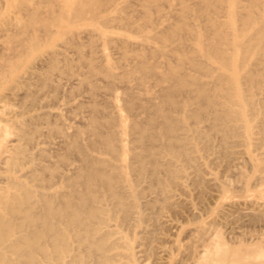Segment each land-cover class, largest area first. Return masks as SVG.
I'll list each match as a JSON object with an SVG mask.
<instances>
[{
	"label": "bare ground",
	"instance_id": "obj_1",
	"mask_svg": "<svg viewBox=\"0 0 264 264\" xmlns=\"http://www.w3.org/2000/svg\"><path fill=\"white\" fill-rule=\"evenodd\" d=\"M43 1L44 0H39V3L43 2ZM65 1L71 2L76 7V9L74 11H72V15H69L68 11H66V9L64 8V6H65L64 2ZM215 1L216 0H204L203 1L204 4H202V5L208 9L214 5ZM231 1L232 2H231V6L229 8V14L235 15L236 17L240 16L239 20H240L241 26L243 28L244 27H254L255 30H257L256 34L254 36H250V35L247 36L245 34L240 33V30L243 28L239 29L236 25V22H235V25L233 26L234 32H232V35H231L230 33H228L225 30L224 22L220 21V19L216 15L215 16L214 15H207L206 16V21H207L208 25H206V28L203 30H202V28H200L196 25H193L194 23L190 24L188 22V16L186 14H188L189 11H191V8H190V5L188 4L187 0H182V4L184 6L185 16H183L180 20H178L177 21L178 23H168V21L166 20L168 24H165L166 22L164 24L159 23V26H158V24H156L157 22L155 23V21H154L155 19H153L152 15H145L144 18H145L146 22L145 21H143V22H145L146 24L144 26L140 25V27H145V28L150 29L149 34L147 36L145 35L146 39H153L156 42L158 41V42H164V43L161 47L148 44L147 46H145V47H147L148 51L141 53L138 61L136 60L137 61L136 67L139 70H141V72H142V76L140 78L139 84L144 86V88H142V90L139 92L134 91L132 89V87H130V77H131L132 71L129 68H124L123 69L124 71H122V73H120V74L116 73L114 70L115 64L110 59V55L106 52L105 48L103 49L102 55H101L103 57V61H104L102 64H98L93 57H90L87 60V62L89 63V69L90 70L88 73H84L81 75L82 76L81 81H83L82 83H84V82L89 83L91 86L90 89L92 90V92L94 94H97V91L100 89L99 88L100 85L98 86L93 81L94 80L93 76L96 74H99V75L101 74L102 76L107 78L106 80H108L107 81L108 83L106 81L105 82H106L107 86L109 87V90L112 92L111 93L112 99L110 100V104H109L110 106H108V108L111 107L112 110L111 111L107 110V112H106L101 107L102 104L100 101L95 100L94 103H91V102H93V100H92L93 98H92V99H90L91 102H89V104L91 103L93 105L92 106H91V104L88 105V106H91V109H93L92 115L90 116L91 111H92L91 110L90 114L88 115V117L90 116L89 120H86V121H88V123L86 125H85V122L83 121V118L81 120V121H83L85 126H83V123H82L81 124L82 127L78 128L77 126H74L73 124L69 123L67 126L62 125L63 127H61L57 124H52L53 123L52 119L50 120V119L45 118V121H46V119L48 121L47 125L49 124V121L52 122L51 123L52 127L49 126L50 129L48 128L49 130H52V131H49V133L50 132L53 133V131H57V133L60 132L61 134L57 135V136L61 137L60 138L61 141H59V143L66 144L68 147V151L74 149L76 151L75 153H77L79 158H80V160H77V161H80L81 163H80V165L76 166L73 163L75 162V160L77 158L75 160H72L74 162L73 163L70 162V165L69 166L67 165V168H66V170H64V172L60 171V170H62V168L61 169L57 168V166H56L57 164L55 165L56 167L49 166V165H41L40 167L34 168V170H32L31 173H29V174H31L33 181L37 182L36 186L40 187V188L41 187L42 188L48 187V189H49V187L53 188L56 186L55 190L51 191V192H46L43 190H37L34 186L28 185V183L22 181L21 179H18L16 177H11V178L9 177L10 186L14 190L13 191H7L6 193L0 192V264H138V256H139L140 250H136V246H134L133 241L136 239L137 235H139L141 233H145V234H147L146 236H149V234H151V232H153L151 230H153L157 227L158 228L161 227V225L158 224L160 226L157 225L156 227H154L151 230H149L150 228L148 229L147 226H144L142 228L143 224H145L149 218H152L155 215V213L153 214V213H151V211H153V209H155L156 207H159V209L161 207H166V206H170V205L173 207L174 206L173 202L178 201L181 198L179 191L180 190L184 191V188L188 185V183L190 181H192V183L195 184L196 186L198 185L199 188H200V186H202V184L205 183V181L213 183V185L216 187L217 193L211 194L210 198L212 200H214V199L220 200V199H224V198L228 197L225 194H229V193L225 192V194H224V191L222 189V188H224V185L216 177H214L212 171L208 170V166L210 164H212V162H214L215 160H219L222 155L226 156L228 154V151H229L228 148L231 147L232 145L238 144L237 142L239 141V138H242L244 136H246V137L249 136V134L252 131V127L250 126V121L252 118H254L256 116L260 117V115H261V117H262V119L259 120L260 122H259L258 129H259V133H261V135L264 138V58H263L264 57V10L262 8H260L262 1L261 0H250L248 11L246 13L244 12V14L240 13L238 10V0H231ZM5 2L7 5L9 4V0L8 1L6 0ZM28 2H29V0H20V1H18V3L16 1L15 4H18L20 6V8H22V9H26V8L30 9V7H28ZM87 2H88V0H87ZM189 2L191 3V1H189ZM83 3H86V1ZM224 3H226V2H224ZM6 4H5V6H6ZM90 5H93V4L91 3ZM192 6H193V4H192ZM3 8H5V7H3ZM83 8H84V4H82V0H63L61 9L58 12L55 10L54 13H52V15H49V18H47L48 16L42 15L39 6H35V7L31 8L30 10H28L31 15H27V17H24V16L21 17L19 15H7L3 21H4V23H7V24L10 23L12 26L18 28L22 32H24L26 29L27 30L29 29L31 31V38H29L30 44H27V42L23 43V47L26 50H29V48L38 49L41 46L42 39L49 42L52 40V38L55 35L60 34L62 32L64 33L66 31L68 32L69 30H72L73 27L77 24V22H86V21L91 22L92 31L96 32V35L98 37H101V39L107 40L109 38V36L110 37L113 36L112 35L113 33L110 35V29L107 30V29L101 28L100 25L103 24L102 23L103 21H102V19L99 20L100 16H98V14L97 15L95 14L89 18L84 14L81 15V13H83V11H82ZM117 8H116V10H117ZM122 8H124V7L122 6ZM122 8L120 7V9H122ZM198 8H199V6H198ZM5 9L7 10V8H5ZM5 9H3V10H5ZM88 9H90V6ZM151 9L152 8H150V10ZM3 10H1V11L3 12ZM1 11H0V13H1ZM90 12L91 11H89V13ZM3 14H5V12ZM225 15H226V13H225ZM241 15H246V16L243 17ZM173 20H176V19H173ZM120 21H122L126 26H129V27H130V25L134 24V20H132L130 17L121 18ZM0 25H1V23H0ZM12 26H11L10 30L12 29ZM113 26H115V25H113ZM54 27H55V29H53ZM109 27H107V28H109ZM118 29H120V28H118ZM123 30H125V29H123ZM14 31H17V30H14ZM185 31L187 33H185ZM19 33H21V32L19 31ZM73 33H74V31H73ZM79 33H81V32H79ZM9 34H11V33H9ZM26 34H28V33H26ZM26 34L24 35V37H26ZM66 34H68V33H66ZM2 35H4V34H2ZM15 35H18V34H15ZM21 37H23V36H21ZM74 38H76V37H74ZM143 38H145V37H143ZM68 39H69V37H68ZM69 40H71V39H69ZM168 41L169 42L170 41L175 42L176 48H173V49H178L177 52L174 53L175 63L174 64L171 62L161 63V61L159 63V62L151 61L149 59V55H156L160 52L161 53L167 52L166 51L167 48L170 47V46H168L169 43L167 45ZM188 41H191V43H192L191 48H188V46H187ZM7 42L9 43V41H7ZM3 43H5V41L4 42L2 41V44ZM77 43H78V41H77ZM19 44H21V43H19ZM64 44L65 43L63 42V45ZM106 46H108V45H106ZM4 47L8 48L9 46H4ZM14 48L16 49V46ZM18 48H19V46H18ZM22 48H21V50H22ZM2 49H4V48H2ZM109 49H111V48H109ZM18 51H19V49H18ZM61 51L59 52V50L57 51V49H56L49 54H48V52L45 51L48 55L46 54L47 55L46 57L41 58L39 60L37 59L38 62L33 63L34 65H30L31 70H28L23 75L18 74V72H19V69L22 67V65L25 63V60L18 59L17 61L13 62V61H11V60H13L12 59L13 57L9 56V55H8V57H7V55L3 56L4 53L6 54V50L3 51L4 53L1 55L3 57H6V58H3L4 64H1V66H0V68H1L0 69V112H1V108L3 107L4 94L7 95V93L3 94L2 91H3V89H7V88L10 89L8 87L9 84H12V85L14 83L28 84L29 82L35 80L41 88H45V89L51 88L50 91L47 89L49 91V93L47 92L48 96H46V98H45V99H49L50 98L49 94H51L50 93L51 90H53V93H54V90H56L59 87V83H61V81L63 80V79L62 80H60V79L63 77H60L61 75L56 76L58 79L60 78L59 79L60 82H59V80H56L57 78L54 79V76L52 74H48V72H46V71H53V70L58 71V69H60V55H62L64 52L63 51L61 53ZM111 51H112V49H111ZM111 51H110V53H111ZM14 52H16V51L14 50ZM29 52H30V50H29ZM239 52L244 53L245 59L243 60L242 63L235 64L233 62V58L235 57L236 53H239ZM253 52L254 53L256 52V54H258V61L256 63L261 65V67H259V68L254 67L253 64L249 60L247 61V58H246L247 55H249L250 53H253ZM10 55H12V52ZM14 55H16V54H14ZM65 55H67V54H65ZM163 55H164V53H163ZM112 56H113V54H112ZM67 57L65 56L64 59L66 60V64H69V62H70L69 60L71 58L68 59ZM117 57H118V53H117ZM169 57H171V55ZM0 58H1V56H0ZM14 59H16V58L14 57ZM80 60H82V59H80ZM75 61H76V59H75ZM82 64H84V63H82ZM70 67L73 70L74 67L72 68L71 65H70ZM59 74H62V76H63V73L59 72ZM66 74H69V73H66ZM67 78H69V77H67ZM67 78H66V80H67ZM149 78H150V80L152 79L154 81V83H153V81L148 80ZM71 79H73V78H71ZM99 79L101 80V78H98V80ZM133 79H135V78L133 77ZM66 80H64V81L66 82ZM79 80L76 79V81H79ZM96 80H97V78H96ZM116 80H121V81L125 82L124 88H123V86H120L121 84L119 85V87L123 88V89H121L122 92H118L116 89H114V85L116 83ZM131 80H132V78H131ZM81 81L76 82V83H78V85L80 86V85H82ZM149 81H150V83L151 82L153 83L152 87L146 86V83L147 82L149 83ZM136 82H138V81H136ZM76 83H74V84H76ZM64 84H66V83H64ZM68 84H73V83L69 82ZM74 84H73V86H74ZM135 85H136V83H135ZM29 86H30V84H29ZM29 86H28V88H29ZM107 86H104V87H107ZM24 87H26V86H24ZM36 87L38 88V85ZM60 87H61V85H60ZM62 87H61V89H63ZM65 87L67 88L66 85H65ZM81 87H83V85ZM119 87H117V88H119ZM17 88H18V86L15 87V85H14V89L17 90ZM66 88H64V91H66L65 90ZM22 89H23V87H22ZM67 89H69V88H67ZM83 89H85V88L83 87ZM102 89H103V87H102ZM72 90H74V88H72ZM109 90H108V92H109ZM12 91H13V89H12ZM40 91L36 90V92H38V93ZM67 91L70 93V89ZM79 91L80 90H78V93H80ZM82 91H83L82 93H84V90H82ZM106 91H107V89H106ZM30 92H32V91H30ZM18 93L19 92H16V94H18ZM28 93H29V91H28ZM28 93H26V96H25L26 98H28V96H27ZM34 93H35V91L33 92V97H36V95L37 96L39 95L37 93L36 94H34ZM65 93H67V92H65ZM23 94L24 93H22V95ZM30 94L31 93H29V96H30ZM40 94H43V93H40ZM58 94H60V93H58ZM75 94H77V93H75ZM11 95H12V93H11ZM19 95H21V94L19 93ZM53 95H52V98L53 97L58 98V96H53ZM67 95H64V96L68 98V96L71 94H69L68 96ZM98 95H96V96H98ZM43 96H41V99L43 98ZM62 96L63 95H61L60 97L62 98ZM92 96H94V95H92ZM106 96H108V94H106ZM75 97H73V98H75ZM84 97H88V96H84ZM84 97L82 99H84ZM98 97H100V96H98ZM7 98H9V97H7ZM26 98H24V99L26 100ZM102 98H103V96H102ZM104 98L102 100L100 97V99L105 102ZM24 99H21V101ZM12 100H13V98H12ZM12 100H11V102H12ZM18 100H20V99H17V101ZM31 100H29V101H31ZM33 100H32V102H33ZM35 100H37V99H35ZM53 100H52V102H53ZM64 102H66V100H64ZM79 102H81V99ZM82 102L85 103V101H83V100H82ZM98 102L101 105L98 104ZM29 103H31V102H29ZM44 103L46 104V102H44ZM77 103H78V101H77ZM21 104H22V102H21ZM67 104H68V102H67ZM6 105H7V103L5 104V106ZM27 105H26V108L24 107L25 110H27ZM52 105H50V106H52ZM54 105L56 107L55 102H54ZM80 105H81L82 109L85 111L86 107L84 106L85 108H83V105L81 103H80ZM11 106H9V107L11 108ZM64 106H67V105L65 104ZM103 106H104V104H103ZM21 107H23V105ZM31 107H32V105H31ZM41 107H44V104H43V106L41 105ZM47 107H48V105H47ZM29 108H30V106H29ZM65 108L69 109L68 112L70 114H71V111L74 109L73 108L71 110L70 107L69 108L65 107ZM104 108H106V107H104ZM6 109H7V107H6ZM66 109H64V112ZM75 109H77V108H75ZM3 110H5V109H3ZM8 110H6V111L8 112ZM22 110H23V108H22ZM78 110L79 109H77V111ZM42 111L43 110L41 109V112ZM77 111L75 113H77ZM34 112H32V113H34ZM45 112H43V113H45ZM73 112L74 111H72V113ZM3 113H4V111H3ZM48 113L50 114V110ZM48 113H46V116L49 115ZM54 113L56 114V116H59L58 117L59 119H60V115L61 116L64 115V113H62V112L61 113L63 115L60 114L59 112H56V111ZM54 113L52 115H54ZM65 113H66L65 115H67V111ZM82 113L84 114V112H82ZM4 114H6V113H4ZM78 114H79V112L76 115L73 114L75 116L73 118L76 119L78 117L77 116ZM37 115H38V113H37ZM41 115H43V114H41ZM43 116L45 117V115H43ZM64 116H63V118H64ZM33 117L34 116H32V118H30V120L26 119L27 120V121L25 120L26 124L27 123H33L35 126L36 124L33 122V120L36 117H34V119H33ZM79 117H80V114H79ZM83 117H87V113H86V116H83ZM41 118L44 119L43 117H41ZM24 119H25V117H24ZM62 119H61V121H62ZM80 119L81 118L78 119L79 122H80ZM71 120H72V118H71ZM22 121L24 122V120H22ZM54 121H58V120L55 119ZM65 121H63V122H65ZM8 122H9V120H8ZM38 122H40V121H37L36 123H38ZM41 122H42V120H41ZM2 123L3 122L0 121V148H2V146L4 144L3 140L8 139L7 137L4 139V136H8L7 133H9L10 128H12V127H10L8 130L4 126L5 123H4V125H2ZM54 123H56V122H54ZM41 125H40V127H41ZM15 126H17V125L15 124ZM31 126H32V124H31ZM28 127L30 128V126H28ZM29 128L18 127L17 128L19 131L18 136H20L21 139H27L30 142V140L33 141L34 139L39 138V137L35 138V136H36L35 134H37L36 133L37 131L43 132V129L41 130L38 125L35 126L34 129L31 127L32 130ZM46 128H47V126H46ZM7 130H8V132H7ZM84 130H86V132L88 134V135L86 134L87 137H85L86 139L84 138L85 140L82 139V134H83ZM40 134L41 133H39V135ZM52 136H53V134H52ZM52 136L51 137L49 136V137L52 138ZM11 137H12V134H11ZM56 138H58V137H56ZM17 139H18V137H17ZM27 140H26V143H28ZM36 141L38 142V139ZM12 142L13 143H11L10 145H5L6 155H5V158H3V160L10 161L11 167L19 168L18 166L20 164H22V161L24 159L29 160V159H32V157H30V154L28 153L30 150L27 151L26 148L19 146V144L17 143L16 140H13ZM54 142H55V140H54ZM242 142H244V139ZM24 143L22 145H24ZM239 144H241V143H239ZM37 145H38V143H37ZM55 145L56 144H54V146ZM60 145H59V147H60ZM242 145H246V144H242ZM258 145H260V144H258ZM35 146H36V143H35ZM28 147H29V144H28ZM61 147L63 148L62 145H61ZM231 148H233V147H231ZM2 149H1V151H2ZM28 149H30V148H28ZM44 149H42V150H44ZM216 149L221 150L222 152H220V153L221 154L223 153V154L220 156V158L218 156V159L217 158L211 159L210 155L215 154V152L217 151ZM32 150H33V148H32ZM57 150H58V148H57ZM63 150H64V153L62 152L63 154L61 156H59L60 157L59 160H61L64 164H66L69 161V159H72L73 157H70V155L68 153H66L67 151L65 152V149H63ZM44 152L41 151L40 153L42 155L44 154L43 156H45ZM58 152L60 153V150H58ZM237 152H238V150H237ZM33 153L36 154V152H33ZM48 154H50L49 151L47 152V155ZM78 156H76V157H78ZM216 156H217V154H216ZM225 156H224V158H225ZM228 156H230V155L228 154ZM37 157H38V155H37ZM214 157H215V155H214ZM38 158H40V157H38ZM53 158H56L54 154H53ZM74 158H75V156H74ZM226 158H228V157H226ZM232 158H234V157H231V159ZM44 159H42V160H44ZM228 159H227V161H228ZM59 160L56 159L55 161L58 162ZM47 161H49V160H47ZM50 163H52V162H50ZM58 163H60V162H58ZM4 164L6 165V163H4ZM47 164H48V162H47ZM6 166H8V164ZM3 167H4V165H3ZM237 167H238V165H237ZM4 168L6 169V167H4ZM63 168L65 169V167H63ZM31 169H33V168H31ZM15 170H17V169L15 168ZM48 170L51 171L50 175H48L49 173L44 174V172L48 171ZM56 171L61 172V176H60L59 180H56V176H57ZM222 172H224V171H222ZM5 173H7V172H5ZM238 173H239V169H238ZM234 174H236V172ZM205 175H208V177L206 178ZM225 175H227V174H225ZM231 176H232V174H231ZM2 178H4V177H2ZM27 178H29V177H27ZM229 178H231V177H228V179ZM4 180L5 179H3L1 181H4ZM29 180H32V179L29 178ZM233 181H234V178H233ZM208 182H207V184H208ZM239 183H242V182H237V184H239ZM227 185H229V183ZM254 185H255V183H254ZM235 186H237V185L235 184ZM239 186H240V184H239ZM241 186H242V184H241ZM193 188L195 189V187H193ZM199 191H201V190H199ZM196 193H197V191H196ZM200 195L201 194H199V196ZM247 195H249V194H247ZM207 196L209 197V194ZM234 196H236V195H234ZM203 197H204V194H203ZM201 198H202V196H201ZM239 198L241 199V197H239ZM197 199H198V197H197ZM205 199L203 200V198H202V201L204 202ZM191 201H189V202H191ZM185 202H186V200H185ZM206 204H207V201H206ZM206 204L203 203L202 209L205 210ZM235 205H236L235 201H233L232 203L222 202V203H220V205H219V201H218V208L219 209L217 211V216L212 220V223L217 226V222H221V221H223V219L225 220L226 215L227 216L229 215V214H226L228 207H232ZM247 205H248V203H247ZM263 206H264V204H263ZM249 207H251V206H249ZM252 207L250 208V210L252 209ZM169 208L167 209V211L169 210ZM208 208L209 207H207V209ZM185 209H187V208H185ZM185 209H184V211H185ZM188 209H191V208H188ZM160 210H162V209H160ZM237 210H239V207ZM148 211H150V212H148ZM155 211L157 212V210H155ZM188 211H190V210H188ZM191 211H192V209H191ZM247 211L248 210H246V212ZM170 212H171V210H170ZM202 212H204V211H202ZM236 212L237 211L235 210L234 213L238 214V212L237 213ZM158 213H160L159 210H158ZM158 213H156V214H158ZM242 213H240V214H242ZM173 214H174V212H173ZM175 214H177V212ZM165 215H167V214H165ZM182 215H184V214L181 213V216ZM196 215L197 214H195V216ZM230 215H231V213H230ZM243 215L246 216V213ZM163 217H165V216H163ZM182 217H184V216H182ZM198 217H200L199 213H198ZM231 217H232V215H231ZM236 217H234V218L236 219ZM251 217L252 216H250V218ZM257 217L258 216H256V218H252V219H257ZM192 218H193V216H192ZM175 219H176V217L174 218V220ZM182 219H184V218H182ZM196 219L198 221V218H196ZM203 219L204 218H202V220ZM157 220L159 221V218L156 219V222L159 223ZM167 220L169 221V219H167ZM237 220H239V218ZM244 221H245V219H244ZM235 222H233V223H235ZM221 223L223 224V222H221ZM148 224H149V222H148ZM163 224H164V222H163ZM172 224L177 229L181 227L177 223H172ZM172 224H170V225H172ZM226 224H228V223H226ZM226 224L224 223L225 226H226ZM231 224H232V222H231ZM219 225H221V224H219ZM237 225L240 226L239 224H237ZM238 226H236L237 229H238ZM165 227H166V225H165ZM222 227H224V226H222ZM139 228H142V229H139ZM193 229H192V231H190L191 233L194 231L200 232L199 229H194V230ZM219 229H221L220 226H219ZM215 231H218V229H216ZM187 232H186V234L189 233V232L188 233ZM204 232H208V230L205 229ZM210 232H212L211 229H210ZM201 233H203V232H201ZM221 233H224V232L222 231ZM153 234H154V237H153ZM153 234H151V235L154 239L156 232ZM195 234L198 235V232ZM209 234L210 233L208 232V235ZM174 235H175V233H174ZM192 235H194V234H191L190 238H193ZM200 235H202V234H200ZM213 235H212L213 237L210 239L209 243L206 246L204 245L205 247L203 249H201L202 247L199 248V249H201V251L199 250L200 251L199 254L197 252H195L199 255V259L193 263H195V264H242L239 261L240 259L239 260L234 259V260L227 261V259L224 258V255H226L228 253V250H227L228 247L225 248L226 245L223 244V242L221 241V235H219L217 232H215V234H213ZM186 237H187V235H186ZM144 238H145V235H144ZM148 239L150 240L149 237H148ZM166 239H167V237H166ZM205 239H206V236H205ZM158 240H157V242H158ZM204 240H203V242H204ZM222 240H223V238H222ZM163 241H164V239H163ZM203 242L201 243V245L203 244ZM239 242H241V241H239ZM137 243H138V241H137ZM159 243H162V242L160 241ZM192 243H194V242L192 241ZM187 245H189V244H187ZM201 245H199V246H201ZM238 245H240V244H238ZM196 246H197V244H196ZM227 246H229V245H227ZM244 246H247V245H244ZM258 247L259 246H257V248ZM194 248H196V247H194ZM234 248L232 246L233 250H234ZM259 248H261V247H259ZM193 249H192V251H193ZM232 249H231V252L229 251V253L233 252ZM244 249H246V248H244ZM254 249H256V248L254 247L252 250H254ZM174 250H175V248H174ZM252 250H250V252ZM185 251L187 252V250H185ZM192 251H191V253H192ZM194 251H195V249H194ZM194 251H193V253H194ZM196 251H197V249H196ZM145 252H147V250ZM164 252H162V253H164ZM238 252H240V251H238ZM263 252H264V249H263V251H260L258 253H263ZM234 253H235V251H234ZM182 254H184V253L181 252V256H183ZM246 254H247V252L244 255H246ZM184 256H186V255H184ZM184 256L181 259H183V258L185 259ZM253 256L255 257L257 255H253ZM261 256L259 255L260 258H262ZM246 257L248 258V255H246ZM249 257H250V255H249ZM214 258H218V259H215L216 260L215 261ZM220 258H221V260H220ZM251 258H252V256H251ZM260 258L259 259L255 258V259L260 260ZM184 259H183V261H184ZM217 260H219V261H217ZM175 261L180 262V259L178 261V258H177V260H175ZM185 261H188V259ZM192 261H195V260H192ZM255 261H257V260H255ZM157 262L159 263L161 261H157ZM260 262L261 261H258V263H260ZM262 262H264V261H262ZM158 263H156V264H158ZM187 263H189V262H187ZM247 263H249V262H247ZM160 264H162V263H160ZM166 264H167V262H166ZM243 264H244V262H243Z\"/></svg>",
	"mask_w": 264,
	"mask_h": 264
},
{
	"label": "rangeland",
	"instance_id": "obj_2",
	"mask_svg": "<svg viewBox=\"0 0 264 264\" xmlns=\"http://www.w3.org/2000/svg\"><path fill=\"white\" fill-rule=\"evenodd\" d=\"M4 1V2H3ZM6 0H0V11L1 10H3V9H5V8H7V10L5 9V10H3V12L1 11V13H0V16L2 17H0L1 19H0V23H1V25H0V51L2 52H0V56H1V58H0V66H1V64H4L3 62V58H6V57H3L4 55L6 56L7 55V57H8V55L9 56H12L13 58V60H11V61H17L18 59H22V60H25V63L22 65V67L19 69V72H18V74H20V75H23L25 72H27L28 70H31V66L30 65H34L33 63H36V62H38V60L39 59H41V58H44V57H46L49 53H51V52H53L54 50H56L57 49V51L59 50V52L61 51V53L63 52V54L62 55H60V69H58V71L57 70H53V71H46V72H48V74H52L53 76H54V79H56L57 77L56 76H59V75H61L60 77H63V78H59L60 80H62L61 81V83H59V87H60V85H61V87L63 88V89H61V87L59 88H57L56 90H54V93H53V90H51V94H49L50 95V98L49 99H45L46 98V96H48V93H49V91H50V89L51 88H41L40 86H39V84L35 81V80H33V81H31V82H29L28 84H22V83H14L13 85L12 84H9V88L10 89H3V91H2V93L4 94V93H7V95L6 94H4V99H3V107L1 108V112H0V121L1 122H3L2 123V125H4V123H5V127H6V129H8L9 130V128L10 127H12V128H10V130H9V133H7L8 134V136H4V139L7 137L8 139H5V140H3L4 141V144H3V146H2V148L4 149H2V148H0V192H7V191H13L14 189L10 186V181H9V177L11 178V177H16V178H18V179H21L22 181H24V182H26V183H28V185H30V186H34L37 190H43V191H46V192H51V191H54L55 190V188H56V186L55 187H49V189H48V187L47 188H40V187H37L36 186V183L37 182H35V181H33V178H32V176H31V174H29V173H31V171L32 170H34V168H36V167H40L41 165H49V166H53V167H56L57 166V168H62V170H60L61 172H64V170H66V168H67V165L69 166L70 165V162H74V161H72V160H75L76 158V160H75V162L73 163L74 165H80V161H77V160H80V158H79V156H78V154L77 153H75L76 151L73 149V150H69L68 151V147H67V145L66 144H63V143H59V141H61L60 140V138L61 137H59V136H57V135H60L61 133L60 132H58L57 133V131H53V133L52 132H50L49 133V131H52V130H49L50 129V127H52L51 126V123L52 124H57V125H59V126H61V127H63L64 125L65 126H67L69 123L70 124H73L74 126H77L78 128H80V127H82V123H83V121L85 122V125L88 123V121H86V120H89V117L92 115V112H93V109H91V106L93 105V104H91V103H94V101L96 100V101H100L101 102V104L98 102V104H100L101 105V107L107 112V110L109 111H111L112 109H111V107H109L108 108V106H110L109 104H110V100L112 99V96H111V91L109 90V87L107 86V84H106V82L108 81V80H106L107 78H105L104 76H102L101 74L99 75V74H96V75H94L93 76V81L99 86L100 85V89L97 91V94H94L93 92H92V90L90 89L91 88V86H90V84L89 83H87V82H84V83H82L83 81H81V78H82V74H84V73H88L89 72V63L87 62V60L90 58V57H93L95 60H96V62L98 63V64H102L104 61H103V57L101 56L102 55V51H103V49L105 48L106 49V52L110 55V59L114 62V70H115V72L116 73H118V74H120V73H122V71H124L123 69L124 68H129L131 71H132V74H131V77H130V87H132V89L134 90V91H136V92H139V91H141L142 90V88H144V86L143 85H141V84H139V81H140V78H141V76H142V72H141V70H139L137 67H136V64H137V61H138V59L140 58V55H141V53H143V52H146V51H148V49H147V47H145V46H147L148 44H150V45H155V46H159V47H161L162 45H163V43L164 42H156L155 40H153V39H146V36L149 34V28H145V27H140V25H145L146 23V21H145V15H152V17H153V19H155L154 21H155V23L156 24H158V26H159V23L160 24H164L165 22V24H168V23H178L177 21L178 20H180L183 16H185V12H184V6H183V4H182V0H88V2H87V0H82V4H84V8L82 9V11H83V13H81V15H86L88 18L89 17H92L93 15H97L98 14V16H100V18H99V20L100 19H102V25H100L101 26V28L102 29H107V30H109L110 29V35L112 34L113 36H109V38L107 39V40H104V39H101V37H98L97 35H96V32H93L92 31V25H91V22H89V21H86V22H77V24L73 27V29L72 30H69L68 32L66 31V32H62V33H60V34H57V35H55L53 38H52V40L51 41H49V42H47V41H45L44 39H42V43H41V46L38 48V49H33V48H29V50H30V52H29V50H26L24 47H23V43L24 42H27V44H30L29 42V38H31V31L29 30H25L24 32H22L21 30H19L18 28H16V27H14V26H12L10 23H4V19H5V17L7 16V15H19V16H21V17H27V15H31L30 13H29V11L28 10H30L31 8H33V7H35V6H39V8H40V11H41V13H42V15H45V16H48L47 18H49V15H52V13H54V11L56 10L57 12L61 9V7H62V3H63V0H44L43 2H41V3H39V0H29V2H28V7H30V9L29 8H26V9H22V8H20V6L18 5V4H15L16 3V1H17V3H18V1H20V0H9V4L7 5L6 4V2H5ZM8 1V0H7ZM14 1V2H13ZM52 1V2H51ZM54 1V2H53ZM56 1V2H55ZM86 1V3H83V2H85ZM90 1V2H89ZM92 1V2H91ZM176 1V2H175ZM189 1H191V3L189 2ZM203 1L204 0H187V2H188V4L190 5V8H191V11H189V13L188 14H186L187 16H188V22L190 23V24H193V25H196V26H198V27H200V28H202V30L203 29H205L206 28V25H208L207 24V21H206V16L207 15H216L219 19H220V21H223L224 22V28H225V30L228 32V33H230L231 35H232V32H234L233 30V26L235 25V22H236V25H237V27L239 28V29H241V28H243L242 26H241V23H240V20H239V17H236L235 15H231V14H229V8H230V6H231V0H216L215 1V3H214V5L212 6V7H210V8H206V7H204L202 4H204L203 3ZM262 1V4H261V7L260 8H262L263 10H264V0H261ZM37 2V3H36ZM129 2V3H128ZM224 2H226V3H224ZM248 2V3H247ZM249 2H250V0H238V10H239V12L240 13H242V14H244V12L246 13L247 11H248V7H249ZM92 3L93 5H90V4ZM198 3V4H197ZM5 4H6V6H5ZM123 4V5H122ZM126 4V5H125ZM192 4H193V6H192ZM64 8L66 9V11H68V13H69V15H72V11H74L75 9H76V7L71 3V2H67V1H65L64 2ZM121 5V6H120ZM150 7H149V6ZM174 5V6H173ZM227 5V6H226ZM8 6V7H7ZM60 8H59V7ZM89 6H90V9H88L89 8ZM122 6L124 7V8H122ZM126 6V7H125ZM171 6V7H170ZM198 6H199V8H198ZM3 7H5V8H3ZM95 9H94V8ZM118 7V8H117ZM120 7L122 8V9H120ZM3 8V9H2ZM9 8V9H8ZM116 8H117V10H116ZM150 8H152L151 10H150ZM169 8V9H168ZM193 8V9H192ZM93 11H92V10ZM261 9V10H262ZM86 10V11H85ZM106 10V11H105ZM223 10V11H222ZM8 11V12H7ZM88 11V12H87ZM89 11H91L90 13H89ZM103 11V12H102ZM5 12V14H3ZM10 12V13H9ZM95 12V13H94ZM100 12V13H99ZM167 12V13H166ZM222 12V13H221ZM7 13V14H6ZM45 13V14H44ZM56 13V12H55ZM225 13H226V15H225ZM195 14V15H194ZM223 14V15H222ZM4 15V16H3ZM113 15V16H112ZM166 15V16H165ZM190 15V16H189ZM109 16V17H108ZM138 16V17H137ZM241 16H246V15H241ZM107 17V18H106ZM126 17H130L132 20H134V24H132V25H130V27L129 26H126L122 21H120V19L121 18H126ZM170 17V18H169ZM173 17V18H172ZM176 17V18H175ZM191 17V18H190ZM168 18V19H167ZM190 18V19H189ZM173 19H176V20H173ZM168 21V23H167V21ZM143 21H145V22H143ZM160 21V22H159ZM164 21V22H163ZM144 23V24H143ZM7 24V25H6ZM239 24V25H238ZM10 27H9V26ZM104 25V26H103ZM113 25H115V26H113ZM11 26H12V29L10 30V28H11ZM110 26V27H109ZM107 27H109V28H107ZM116 27V28H115ZM5 28V29H4ZM118 28H120V29H118ZM122 28V29H121ZM53 29H55V27L53 28ZM88 29V30H87ZM123 29H125V30H123ZM14 30H17V31H14ZM90 30V31H89ZM129 30V31H128ZM5 31V32H4ZM19 31L21 32V33H19ZM73 31H74V33H73ZM78 31V32H77ZM256 31L257 30H255V28L254 27H244L243 29H241L240 30V33H242V34H245V35H250V36H254L255 34H256ZM2 32V33H1ZM7 32V33H6ZM30 32V33H29ZM79 32H81V33H79ZM116 32V33H115ZM124 32V33H123ZM132 32V33H131ZM140 32V33H139ZM9 33H11V34H9ZM24 33V34H23ZM26 33H28V34H26ZM66 33H68V34H66ZM185 33H187L186 31H185ZM184 33V34H185ZM2 34H4V35H2ZM15 34H18V35H15ZM26 34V37H24V35ZM30 34V35H29ZM11 35V36H10ZM14 35V36H13ZM68 35V36H67ZM93 35V36H92ZM146 35V36H145ZM9 36V37H8ZM18 36V37H17ZM21 36H23V37H21ZM30 36V37H29ZM71 36V37H70ZM68 37H69V39H71V40H69L68 39ZM74 37H76V38H74ZM121 37V38H120ZM123 37V38H122ZM143 37H145V38H143ZM3 38V39H2ZM65 38V39H64ZM73 38V39H72ZM93 38V39H92ZM126 38V39H125ZM5 39V40H4ZM9 39V40H8ZM17 39V40H16ZM64 39V40H63ZM16 40V41H15ZM130 40V41H129ZM140 40V41H139ZM2 41L4 42L5 41V43H3L2 44ZM7 41H9V43L7 42ZM69 41V42H68ZM77 41H78V43H77ZM63 42L65 43L64 45H63ZM80 42V43H79ZM96 42V43H95ZM138 42V43H137ZM13 43V44H12ZM19 43H21V44H19ZM75 43V44H74ZM94 43V44H93ZM168 43H169V45H168ZM58 44V45H57ZM12 45V46H11ZM97 45V46H96ZM100 45V46H99ZM106 45H108V46H106ZM167 45L168 46H170V47H168L167 48V52H163L164 53V55H163V53H158V54H156V55H149V59L151 60V61H153V62H159L160 63V61H161V63H165V62H171V63H175V55H174V53L175 52H177V50L178 49H173V48H176L175 46H176V43L175 42H172V41H168L167 42ZM4 46H9L8 48H6V47H4ZM11 46V47H10ZM16 46V49L18 48V46H19V51H18V49L16 50L14 47ZM23 48H22V47ZM187 46H188V48H191L192 47V43H191V41H188L187 42ZM65 47V48H64ZM2 48H4V49H2ZM6 48V49H5ZM10 48V49H9ZM21 48H22V50H21ZM86 48V49H85ZM89 48V49H88ZM100 48V49H99ZM109 48H111L112 49V51H111V49H109ZM69 49V50H68ZM6 50V54L3 52V51H5ZM14 50L16 51V52H14ZM50 50V51H49ZM87 50V51H86ZM128 50V51H127ZM8 51V52H7ZM21 51V52H20ZM23 51V52H22ZM48 52V54L46 53V52ZM70 51V52H69ZM110 51H111V53L113 54V56H112V54L110 53ZM11 52H12V55H10L11 54ZM86 52V53H85ZM4 53V54H3ZM22 53V54H21ZM117 53H118V57H117ZM1 54H3V56L1 55ZM14 54H16V55H14ZM18 54V55H17ZM38 54V55H37ZM47 54V55H46ZM65 54H67V55H65ZM160 54V55H159ZM171 55V57H169ZM41 56V57H40ZM67 57L68 59H70L69 61V64H66V60L64 59V57ZM14 57L16 58V59H14ZM73 57V58H72ZM76 57V58H75ZM81 57V58H80ZM168 57V58H167ZM116 58V59H115ZM171 58V59H170ZM247 61L249 60L252 64H253V66L254 67H256V68H259V67H261V65H259L258 63H256L257 61H258V54H256V52L254 53H250L249 55H247ZM255 58V59H254ZM264 58V57H263ZM34 59V60H33ZM38 59V60H37ZM75 59H76V61H75ZM80 59H82V60H80ZM245 59V56H244V53L243 52H239V53H236V55H235V57L233 58V62L235 63V64H239V63H242L243 62V60ZM257 59V60H256ZM137 60V61H136ZM174 60V61H173ZM121 61V62H120ZM72 62V63H71ZM101 62V63H100ZM132 62V63H131ZM77 63V64H76ZM82 63H84V64H82ZM75 64V65H74ZM82 64V65H81ZM117 64V65H116ZM121 64V65H120ZM135 64V65H134ZM70 65L72 66V68H73V70L71 69V67H70ZM258 65V66H257ZM63 68V69H62ZM66 68V69H65ZM1 69V68H0ZM122 69V70H121ZM71 70V71H70ZM83 71V72H82ZM118 71V72H117ZM120 71V72H119ZM135 71V72H134ZM59 72L60 73H63V76H62V74H59ZM80 72V73H79ZM66 73H69V74H66ZM78 73V74H77ZM74 76L75 74V76L73 77L72 75ZM135 74V75H134ZM66 75V76H65ZM70 75V76H69ZM100 76V77H99ZM139 76V77H138ZM67 77H69V78H67V80L70 82V83H76V82H79V81H81V83H82V85H83V87L85 88V89H83V87H81L82 85H78V83H76V84H74V86H73V84H68L69 82L66 80V78ZM133 77L135 78V79H133ZM71 78H73V79H71ZM96 78H97V80H96ZM98 78H101V80L99 79L98 80ZM131 78H132V80H131ZM58 78L56 79V80H59ZM76 79H80L79 81H76ZM60 80H59V82H60ZM64 80H66V82L64 81ZM72 80V81H71ZM148 80H150V78L148 79ZM106 81V82H105ZM136 83V85H135V83ZM136 81H138V82H136ZM150 81H153L152 79L150 80ZM150 81H149V83L147 82L146 83V86H149V87H152L153 86V83H154V81H153V83L151 82L150 83ZM66 83V84H64V83ZM99 82V83H98ZM121 82V83H120ZM123 81H121V80H116V83H115V85H114V89H116L118 92H122L121 91V89H123L124 87H125V82H123ZM86 83V84H85ZM105 83V84H104ZM108 83V82H107ZM134 83V84H133ZM21 84V85H20ZM29 84H30V86L32 87H30L29 86ZM104 86H107V87H104ZM121 84V85H120ZM132 84V85H131ZM138 84V85H137ZM14 85H15V87H17L18 86V88H17V90H15L14 89ZM38 85V88L36 87ZM65 85L67 86V88H69L70 89V93L67 91V90H69V89H67L66 87H65ZM70 85V86H69ZM87 85V86H86ZM118 85V86H117ZM119 85L120 86H123V88L122 87H119ZM24 86H26V87H24ZM28 86H29V88H28ZM35 86V87H34ZM80 88H79V87ZM90 86V87H89ZM103 87V89H102V87ZM134 86V87H133ZM13 87V88H12ZM22 87H23V89H22ZM71 87V88H70ZM78 87V88H77ZM117 87H119V88H117ZM141 89H140V88ZM64 88H66L65 90L66 91H64ZM72 88H74V90H72ZM88 88V89H87ZM12 89H13V91H12ZM22 89V90H21ZM29 89V90H28ZM45 89V90H44ZM49 91H48V90ZM106 89H107V91H106ZM26 90V91H25ZM29 91V93H31L30 94V96H29V93H28V91ZM36 90L37 91H40L39 93L38 92H36ZM60 90V91H59ZM78 90H80L79 92L80 93H78ZM82 90H84V93H82L83 91ZM105 90V91H104ZM108 90H109V92H108ZM11 91V92H10ZM19 92L21 95H22V93H24L22 96L21 95H19V93L18 94H16V92ZM30 91H32V92H30ZM35 91V93L34 94H39L38 96L36 95V97H33V92ZM74 91V92H73ZM77 91V92H76ZM86 91V92H85ZM90 93H88V92ZM45 92V93H44ZM48 92V93H47ZM58 92V93H60V94H56V93ZM63 92V93H62ZM65 92H67V93H65ZM72 92V93H71ZM102 92V93H101ZM11 93H12V95H11ZM26 93H28V98H26L25 96H26ZM40 93H43V94H40ZM54 95H53V94ZM62 93V94H61ZM65 93V94H64ZM75 93H77V94H75ZM82 93V94H81ZM93 93V94H92ZM105 93V94H104ZM10 94V95H9ZM47 94V95H46ZM56 94V95H55ZM69 94H71V95H68ZM81 94V95H80ZM99 94V95H98ZM104 94V95H103ZM106 94H108V96H106ZM6 95V96H5ZM43 96V98L41 99V96ZM52 95L53 96H58V98H56V97H53L52 98ZM61 95H63L62 96V98L64 99V100H66V102H64V100L60 97ZM64 95H67L68 96V98L67 97H65ZM92 95H94V96H92ZM96 95H98V96H100L101 97V99L103 100V98H104V100H105V102L104 101H102L101 99H100V97H98V96H96ZM110 95V96H109ZM11 96V97H10ZM35 96V95H34ZM76 96V97H75ZM84 96H88V97H84V99H82ZM91 96V97H90ZM102 96H103V98H102ZM7 97H9V98H7ZM15 97V98H14ZM22 97V98H21ZM73 97H75V98H73ZM82 97V98H81ZM95 97V98H94ZM97 97V98H96ZM7 98V99H6ZM12 98H13V100H12ZM24 98H26V100L24 99ZM35 98V99H37V100H33V99ZM48 98V97H47ZM55 98V99H54ZM66 98V99H65ZM93 98V99H92ZM110 98V99H109ZM17 99H20V100H18L17 101ZM21 99H24V100H22L21 101ZM33 100V102H32V100L31 101H29V100ZM54 99V100H53ZM61 99V100H60ZM72 101H71V100ZM80 99H81V102H79L80 101ZM88 99V100H87ZM90 99H92L93 100V102H91L90 101ZM100 99V100H99ZM6 100V101H5ZM11 100H12V102H11ZM52 100H53V102H52ZM60 100V101H59ZM72 102H70V101ZM82 100L83 101H85V103L84 102H82ZM87 100V101H86ZM108 100V101H107ZM5 101V102H4ZM46 102V104L44 103V102ZM51 101V102H50ZM77 101H78V103H77ZM18 104H17V103ZM20 102V103H19ZM21 102H22V104H21ZM29 102H31V103H29ZM35 102V103H34ZM40 102V103H39ZM54 102L56 103V107H55V105H54ZM58 102V103H57ZM67 102H68V104H67ZM70 102V103H69ZM88 102V103H87ZM89 102H91L90 104H91V106H88V105H90L89 104ZM107 102V103H106ZM7 103V105L5 106V104ZM9 103V104H8ZM24 103V104H23ZM28 105H27V104ZM50 103V104H49ZM53 105H52V104ZM67 105V106H64L65 104ZM80 103L83 105V108H85V111L82 109V107H81V105H80ZM84 103V104H83ZM13 104V105H12ZM21 104V105H20ZM27 105V110H25V108H26V105ZM39 104V105H38ZM43 104H44V107H41V105L43 106ZM73 104V105H72ZM78 104V105H77ZM86 104V105H85ZM103 104H104V106H103ZM12 105V106H11ZM20 105V106H19ZM23 105V107H21ZM25 105V106H24ZM31 105H32V107H31ZM37 105V106H36ZM47 105H48V107H47ZM50 105H52V106H50ZM59 107H58V106ZM69 105V106H68ZM106 105V106H105ZM9 106H11V108L9 107ZM29 106H30V108H29ZM54 106V107H53ZM73 106V107H72ZM80 106V107H79ZM85 106V107H84ZM88 106V107H87ZM5 107V108H4ZM6 107H7V109H6ZM25 107V108H24ZM38 107V108H37ZM40 107V108H39ZM65 107H67V108H69L70 107V109L72 110L73 108L75 109V108H77V109H79L78 111H77V109H73L72 111H74L73 113H72V111H71V114L68 112L69 111V109H66ZM72 107V108H71ZM104 107H106V108H104ZM11 110H10V109ZM14 108V109H13ZM22 108H23V110H22ZM29 108V109H28ZM63 110H61V109ZM89 108V109H88ZM3 109H5V110H3ZM10 111H9V110ZM17 109V110H16ZM32 109V110H31ZM36 109V110H35ZM41 109L43 110L42 112H41ZM64 109H66L65 110V112L67 111V115H65L66 113L64 112ZM89 111H88V110ZM6 110H8V112L6 111ZM19 110V111H18ZM21 110V111H20ZM25 110V111H24ZM49 110H50V114L53 112H59L60 114H62V113H64V118H63V116H61L60 115V119L58 118L59 116H56V114L54 113V115H50L48 112H49ZM92 110V111H91ZM3 111H4V113H6V114H4L3 113ZM17 111V112H16ZM23 111V112H22ZM35 111V112H34ZM46 111V112H45ZM77 111V113L79 112V114H80V117H79V114L76 116L77 118L75 119V118H73V117H75L74 115H76L77 113H75ZM90 111H91V114H90ZM10 112V113H9ZM16 112V113H15ZM22 112V113H21ZM30 112V113H29ZM32 112H34V113H32ZM43 112H45V113H43ZM62 112V113H61ZM82 112H84V114L82 113ZM37 113H38V115H37ZM46 113H48L49 115H47L46 116ZM86 113H87V117H88V115L90 114V116L87 118V117H83V116H86ZM125 113V112H124ZM9 114V115H8ZM18 114V115H17ZM22 114V115H21ZM41 114H43V115H45V117L43 116V115H41ZM74 114V115H73ZM83 114V115H82ZM13 115V116H12ZM23 116V117H22ZM31 116V117H30ZM32 116H34V117H36L35 119H34V117H33V122L36 124L35 126H39V128L42 130L43 129V132L42 131H37L36 133L37 134H35L36 136H35V138H37V137H39V138H37L38 139V142L36 141L37 139H34L33 141H31L30 140V142H29V140H27V139H21L20 138V136H18L19 135V131H18V127H27V128H29L28 126H30V128L29 129H31L32 130V128L34 129L35 128V126H34V124L33 123H27L26 124V122H25V120L27 119V120H30V118H32ZM43 117L44 119H42L41 117ZM82 116V117H81ZM5 117V118H4ZM24 117H25V119H24ZM49 117V118H48ZM56 120H58V121H54L55 119ZM70 117V118H69ZM260 117H261V115H260ZM259 116L257 117H254V118H252L251 119V121H250V126L252 127V131H251V133L249 134V136H244V137H242V138H239V141L237 142L238 144H235V145H232L231 147H233V148H231V147H229L228 148V154L231 156V157H234V158H232L231 159V157L230 156H228V154L225 156V155H222L220 152H222L221 150H217L216 152H215V154H211L210 155V158L212 159V158H217L218 159V156H219V158H220V156H221V158L223 157L224 158V156H225V158L222 160L221 158L219 159V160H215L214 162H212V164H210L209 166H208V170H210V171H212L213 172V175H214V177H216L223 185H224V188H222L223 189V191H224V194H225V192L227 193H229V194H225L226 196H228L227 198H224V199H220V200H212L210 197H211V194H216L217 192H216V187L213 185V183H211V182H208V181H205V185L204 184H202V186H200V188H199V186L197 185H195V184H193L192 183V181H190L189 183H188V187L186 186L185 188H184V191L183 190H180L179 192H180V199L178 200V201H174L173 202V205L175 206H166V207H161L160 209H162V210H160L159 209V207H156L155 209H153V211H151V213H155V215L152 217V218H149L148 220H147V222L145 223V224H143V226H142V228L144 227V226H147L148 227V229L149 230H151V229H153L154 227H156L158 224H160L161 225V227H157V228H155V229H153V230H151V231H153V232H151V234H153V233H155L156 232V234H155V238L153 239V237H154V234H153V237H152V235L151 234H149V236H146L147 234H145V233H141V234H139V235H137V237H136V239L133 241V244H134V246H136V250H140V252H139V256H138V264H156V263H158L157 261H161V262H159L158 264H160V263H162V264H166V262H167V264H195V263H193V262H196L198 259H199V252L201 251V249H203L208 243H209V241H210V239L214 236L213 234H215V232H217L219 235H221V241L223 242V244H225L224 246H225V248H227V250H228V253L226 254V255H224V258L225 259H227V261H229V260H239L240 261V263H242L243 264V262H244V264H263L264 262H262V261H264V252L263 253H258V252H260V251H263V247H264V206H263V204H264V138H263V136L261 135V133H259V129H258V126H259V120H261L262 119V117L260 118ZM21 118V119H20ZM40 118V119H39ZM45 118H47V119H52V122L51 121H49V124L47 125V123H48V121H47V119H46V121H45ZM64 120H63V119ZM71 118H72V120H71ZM79 118H81L80 119V122H79ZM82 118H83V121H81L82 120ZM37 119V120H36ZM54 119V120H53ZM61 119H62V121H61ZM256 119V120H255ZM258 119V120H257ZM8 120H9V122H8ZM14 120V121H13ZM22 120H24V122L22 121ZM26 120V121H27ZM41 120H42V122H41ZM66 120V121H65ZM68 120V121H67ZM37 121H40V122H38V123H36ZM63 121H65V122H63ZM78 121V122H77ZM14 122V123H13ZM22 122V123H21ZM54 122H56V123H54ZM18 123V124H17ZM40 123V124H39ZM59 123V124H58ZM66 123V124H65ZM80 123V124H79ZM253 123V124H252ZM8 124V125H7ZM15 124L18 126H15ZM30 124V125H29ZM31 124H32V126H31ZM43 126H42V125ZM252 124V125H251ZM20 125V126H19ZM40 125H41V127H40ZM63 125V126H62ZM84 125V123H83V126H85ZM45 126V127H44ZM46 126H47V128H46ZM50 126V127H49ZM254 126V127H253ZM17 127V128H16ZM32 127V128H31ZM49 128V129H48ZM65 128V127H64ZM39 129V130H40ZM52 129V128H51ZM8 130H7V132H8ZM48 131V132H47ZM72 131V130H71ZM55 132V133H54ZM39 133H41L40 135H39ZM48 133V134H47ZM53 134V136H52V134ZM85 133V134H84ZM11 134H12V137H11ZM87 132H86V130H84V132H83V134H82V139H84L85 137H87ZM17 135V136H16ZM39 135V136H38ZM14 136V137H13ZM48 136V137H47ZM52 136V138H50V137ZM58 137V138H56V137ZM17 137H18V139H17ZM55 139H54V138ZM261 139H260V138ZM15 138V139H14ZM50 138V139H49ZM49 139V140H48ZM52 139V140H51ZM86 139V138H85ZM84 139V140H85ZM243 139H244V142H242L243 141ZM13 140H16L17 141V143L19 144V146H22V147H24V148H26L27 149V151L28 150H30L28 153L30 154V157H32V159H24L23 161H22V164H20L18 167L19 168H17V167H11L10 166V161H5V160H3V158H5V155H6V153H5V145H10L11 143H13L12 141ZM25 140V141H24ZM26 140H27V142L28 143H26ZM54 140H55V142H54ZM263 140V141H262ZM25 143H24V142ZM53 141V142H52ZM57 141V142H56ZM41 142V143H40ZM247 142V143H246ZM15 143V142H14ZM24 143V145H22ZM32 143V144H31ZM35 143H36V146H35ZM37 143H38V145H37ZM40 143V144H39ZM58 144L57 146L55 145L54 146V144ZM239 143H241V144H239ZM27 144V145H26ZM28 144H29V147H28ZM63 146V148L61 147V145ZM242 144H246V145H242ZM258 144H260V145H258ZM31 145V146H30ZM59 145H60V147H59ZM26 146V147H25ZM42 148H41V147ZM55 149H54V148ZM250 147V148H249ZM28 148H30V149H28ZM32 148H33V150H32ZM41 148V149H40ZM46 150H45V149ZM57 148H58V150H60V153L58 152V150H57ZM62 150H61V149ZM67 148V149H66ZM1 149H2V151H1ZM42 149H44V150H42ZM53 149V150H52ZM63 149H65V152L66 153H68L69 155H70V157H73L72 159H69V161L66 163V164H64L61 160H59V156H61L63 153H64V150ZM32 150V151H31ZM57 150V151H56ZM237 150H238V152H237ZM41 151H45L44 153H45V156H43L40 152ZM50 152V154H48L47 155V152ZM237 153H236V152ZM31 152V153H30ZM33 152H36V154L38 155V157H40V158H38L37 157V155L35 154V153H33ZM55 152V153H54ZM63 152V153H62ZM219 152V153H218ZM244 152V153H243ZM34 155H33V154ZM59 153V154H58ZM74 153V154H73ZM53 154L55 155V157L56 158H53ZM72 154V155H71ZM216 154H217V156H216ZM34 157H33V156ZM40 155V156H39ZM51 157H50V156ZM214 155H215V157H214ZM243 155V156H242ZM74 156H75V158H74ZM76 156H78V157H76ZM2 157V158H1ZM36 157V158H35ZM50 159H49V158ZM226 157H228V158H226ZM46 160H45V159ZM42 159H44V160H42ZM59 160L58 162H60V163H58V162H56L55 160ZM227 159H228V161H227ZM238 159V160H237ZM242 159V160H241ZM35 160V161H34ZM47 160H49V161H47ZM40 162V163H39ZM47 162H48V164H47ZM50 162H52V163H50ZM54 162V163H53ZM237 162V163H236ZM4 163H6V165L8 164V166H6ZM42 163V164H41ZM229 163V164H228ZM2 164V165H1ZM57 164V165H56ZM218 164V165H217ZM3 165H4V167H6V169L3 167ZM23 165V166H22ZM56 165V166H55ZM237 165H238V167H237ZM222 166V167H221ZM227 166V167H226ZM63 167H65V169L63 168ZM216 167V168H215ZM225 167V168H224ZM233 167V168H232ZM15 168L17 169V170H15ZM31 168H33V169H31ZM2 169V170H1ZM29 169V170H28ZM227 171H226V170ZM232 169V170H231ZM237 171H236V170ZM238 169H239V173H238ZM58 170V169H57ZM17 171V172H16ZM27 171V172H26ZM222 171H224V172H222ZM233 171V172H232ZM4 172V173H3ZM5 172H7V173H5ZM23 172V173H22ZM50 172L51 171H45L44 172V174L45 173H49L48 175H50ZM57 172V176H56V180H59L60 179V176H61V172H59V171H56ZM230 172V173H229ZM236 172V174H234ZM238 173V174H237ZM225 174H227V175H225ZM231 174H232V176H231ZM234 174V175H233ZM240 174V175H239ZM2 175V176H1ZM23 175V176H22ZM28 175V176H27ZM30 175V176H29ZM8 176V177H7ZM47 176V175H46ZM59 176V177H58ZM206 176V178L208 177V175H205ZM231 177V178H229L228 179V177ZM2 177H4V178H2ZM27 177H29L30 179H32V180H29V178H27ZM223 177V178H222ZM233 178H234V181H233ZM3 179H5L4 181H1V180H3ZM225 181V182H224ZM229 183V185H227L228 183ZM4 182V183H3ZM207 182H208V184H207ZM237 182H242V183H239L240 184V186H239V184H237ZM257 182V183H256ZM225 183V184H224ZM244 183V184H243ZM254 183H255V185H254ZM191 184V185H190ZM207 184V185H206ZM210 184V185H209ZM235 184L237 185V186H235ZM241 184H242V186H241ZM195 185V186H194ZM232 185V186H231ZM235 186V187H234ZM193 187H195V189L193 188ZM234 187V188H233ZM240 187V188H239ZM244 187V188H243ZM48 189V190H47ZM194 189V190H193ZM203 189V190H202ZM5 190V191H4ZM199 190H201V191H199ZM183 191V192H182ZM191 191V192H190ZM196 191H197V193H196ZM207 191V192H206ZM244 191V192H243ZM250 192V193H249ZM252 192V193H251ZM196 193V194H195ZM199 194H201L200 196H199ZM203 194H204V197H203ZM209 194V197L207 196V195ZM247 194H249V195H247ZM256 194V195H255ZM196 195V196H195ZM234 195H236V196H234ZM201 196H202V198H203V200L205 199V201L203 202L202 201V198H201ZM230 196V197H229ZM195 197V198H194ZM197 197H198V199H197ZM236 197V198H235ZM239 197H241V199L239 198ZM186 200V202H185V200ZM189 198V199H188ZM201 198V199H200ZM211 200H210V199ZM231 199V200H230ZM192 200V201H191ZM199 200V201H198ZM201 200V201H200ZM210 202H209V201ZM230 200V201H229ZM189 201H191V202H189ZM206 201H207V204L209 205H207L206 204ZM216 201V202H215ZM218 201H219V205H220V203H222V202H225V203H232L233 201H235L236 202V205L235 206H232V207H228V210L226 211V214H229L230 215V213H231V215H232V217L234 216V217H236V219L233 217H231V215L228 217L227 215H226V217H225V220L223 219V221H221V222H223V224L221 223V222H217V226L219 225V224H221V225H219L220 227H221V229H219V226L217 227L215 224H213L212 223V220L217 216V211H218ZM221 201V202H220ZM180 202V203H179ZM193 202V203H192ZM262 202V203H261ZM182 203V204H181ZM187 203V204H186ZM195 203V204H194ZM203 203L204 204H206L205 205V210L204 209H202V207H203ZM247 203H248V205H247ZM179 204V205H178ZM185 204V205H184ZM181 205V206H180ZM177 206V207H176ZM189 206V207H188ZM209 207L208 209H207V207ZM249 206H253L252 207V209L250 210V208L251 207H249ZM170 207V208H169ZM197 207V208H196ZM211 207V208H210ZM238 207H239V210H237L238 209ZM158 208V209H157ZM169 208V210L167 211V209ZM176 208V209H175ZM185 208H187V209H185ZM188 208H191L192 209V211H191V209H188ZM249 208V209H248ZM178 209V210H177ZM184 209H185V211H184ZM202 209V210H201ZM207 209V210H206ZM214 209V210H213ZM155 210H157V212L155 211ZM158 210H159V212L160 213H158ZM170 210H171V212H170ZM176 210V211H175ZM188 210H190V211H188ZM235 210L238 212V214H235L234 212H235ZM244 210V211H243ZM246 210H248L247 212H246ZM257 210V211H256ZM262 210V211H261ZM150 211H148V212H150ZM155 211V212H154ZM202 211H204V212H202ZM231 211V212H230ZM173 212H174V214L177 212V214H173ZM179 212V213H178ZM191 212V213H190ZM199 213V216L200 217H198V213ZM230 212V213H229ZM236 212V213H237ZM243 212V213H242ZM156 213H158V214H156ZM172 213V214H171ZM181 213L182 214H184V215H182V216H184V217H182L181 216ZM189 213V214H188ZM197 214L196 216H195V214ZM240 213H242V214H240ZM246 213V216H244L243 214H245ZM258 215H257V214ZM165 214H167V215H165ZM254 214V215H253ZM159 215V216H158ZM162 215V216H161ZM174 215V216H173ZM240 217H239V216ZM243 217H242V216ZM163 216H165V217H163ZM167 216V217H166ZM192 216H193V218H192ZM250 216H252L251 218H250ZM256 216H258L257 217V219H252V218H256ZM176 217V219L174 220V218ZM198 218V221H197V219L196 218ZM242 217V218H241ZM249 217V218H248ZM157 218H159V223H157L156 222V219ZM180 218V219H179ZM182 218H184V219H182ZM202 218H204L203 220H202ZM229 218V219H228ZM239 218V220H237ZM241 218V219H240ZM155 219V220H154ZM163 219V220H162ZM167 219H169V221L167 220ZM182 219V220H181ZM192 219V220H191ZM228 219V220H227ZM244 219H245V221H244ZM174 220V221H173ZM177 220V221H176ZM180 220V221H179ZM241 220V221H240ZM254 220V221H253ZM164 222V224H163V222ZM166 221V222H165ZM171 221V222H170ZM237 223H236V222ZM243 221V222H242ZM252 221V222H251ZM257 221V222H256ZM148 222H149V224H148ZM151 222V223H150ZM162 222V223H161ZM209 222V223H208ZM230 222V223H229ZM231 222H232V224H231ZM233 222H235V223H233ZM172 224V223H177V224H179L181 227L180 228H175L174 226H173V224L172 225H170V224ZM196 223V224H195ZM216 223V222H215ZM224 223L226 224V223H228V224H226V226L224 225ZM164 226H163V225ZM186 224V225H185ZM202 224V225H201ZM230 224V225H229ZM235 224V225H234ZM237 224H239L240 226H238ZM154 225V226H153ZM160 225H158V226H160ZM165 225H166V227H165ZM169 225V226H168ZM213 227H212V226ZM207 226V227H206ZM222 226H224V227H222ZM236 226H238V229H237V227ZM168 227V228H167ZM172 229H171V228ZM174 227V228H173ZM191 227V228H190ZM197 227V228H196ZM211 227V228H210ZM228 227V228H227ZM235 229H234V228ZM142 228H139V229H142ZM199 229L200 230V232L199 231H194V232H190V231H192V229ZM209 228V229H208ZM233 230H232V229ZM160 231H159V230ZM165 229V230H164ZM191 229V230H190ZM193 229V230H194ZM205 229H207L208 230V232L210 233L209 235L211 236H209L208 235V232H204L205 231ZM210 229H211V231L213 232H210ZM214 229V230H213ZM216 229H218V231H215ZM227 229V230H226ZM158 230V231H157ZM155 231V232H154ZM189 233H188V232ZM220 231V232H219ZM224 232V233H221V232ZM160 232V233H159ZM182 232V233H181ZM186 232L188 233V234H186ZM198 232V235L197 234H195V233H197ZM201 232H203V233H201ZM236 232V233H235ZM174 233H175V235H174ZM181 233V234H180ZM205 233V234H204ZM165 234V235H164ZM191 234H194V235H192V237L193 238H190L191 236ZM200 234H202V235H200ZM224 234V235H223ZM144 235H145V238H144ZM151 235V236H150ZM186 235H187V237H186ZM206 236V239H205V236ZM210 237H208V236ZM213 235V236H212ZM143 236V237H142ZM158 236V237H157ZM186 238H185V237ZM197 238H196V237ZM148 237L150 238V240L148 239ZM166 237H167V239H166ZM182 237V238H181ZM195 237V238H194ZM204 237V238H203ZM208 237V238H207ZM231 237V238H230ZM233 237V238H232ZM157 238V239H156ZM161 238V239H160ZM164 239V241H163V239ZM222 238H223V240H222ZM227 238V239H226ZM236 238V239H235ZM159 239V240H158ZM184 239V240H183ZM189 239V240H188ZM192 239V240H191ZM194 239V240H193ZM201 239V240H200ZM205 239V240H204ZM232 239V240H231ZM234 239V240H233ZM253 241H252V240ZM157 240H158V242H157ZM200 240V241H199ZM203 240H204V242L206 243L207 241V243L205 244L204 242H203ZM241 241V242H239V241ZM247 240V241H246ZM136 241V242H135ZM137 241H138V243H137ZM162 242V243H159V242ZM191 241V242H190ZM192 241L194 242V243H192ZM198 241V242H197ZM234 241V242H233ZM236 241V242H235ZM246 241V242H245ZM203 242V244L201 245V243ZM232 242V243H231ZM137 243V244H136ZM150 243V244H149ZM170 243V244H169ZM175 243V244H174ZM191 244L190 246L189 245H187V244ZM247 243V244H246ZM162 244V245H161ZM180 244V245H179ZM196 244H197V246H196ZM238 244H240V245H238ZM258 244V245H257ZM150 245V246H149ZM199 245H201V246H199ZM205 245V246H204ZM227 245H229V246H227ZM244 245H247V246H244ZM153 246V247H152ZM176 246V247H175ZM190 248H189V247ZM199 246V247H198ZM232 246H233V248H234V250L232 249ZM249 246V247H248ZM256 248V249H254V250H252L254 247ZM257 246H259V247H261V248H257ZM263 246V247H262ZM151 247V248H150ZM156 249H155V248ZM192 247V248H191ZM194 247H196V248H194ZM202 247V248H201ZM244 249V248H246V249H242V248ZM253 247V248H252ZM150 248V249H149ZM174 248H175V250H174ZM195 249V251H194V249ZM199 248H201V249H199ZM230 248V249H229ZM238 250H237V249ZM251 248V249H250ZM153 249V250H152ZM192 249H193V251H194V253H193V251H192ZM196 249H197V251H196ZM231 249H232V253H229V251L231 252ZM236 249V250H235ZM252 250L251 252H250V250ZM262 249V250H261ZM147 250V252H145ZM156 250V251H155ZM185 250H187V252L185 251ZM200 250V251H199ZM248 250V251H247ZM165 251V252H164ZM185 251V252H184ZM189 251V252H188ZM191 251H192V253H191ZM234 251H235V253H234ZM237 251V252H236ZM238 251H240V252H238ZM157 254H156V253ZM162 252H164V253H162ZM174 252V253H173ZM181 252L182 253H184V254H182L183 256L184 255H186V256H184L185 257V259H184V261L185 260H187L188 259V261H183V259H181L183 256H181ZM195 252H197V253H195ZM247 252V254L246 255H248V258L246 257V255H244L245 253ZM155 253V254H154ZM170 253V254H169ZM252 253V254H251ZM231 254V255H230ZM243 254V255H242ZM146 255V256H145ZM159 255V256H158ZM161 255V256H160ZM195 255V256H194ZM233 255V256H232ZM249 255H250V257H249ZM253 255H257V256H253ZM259 255L262 257V258H260L259 257ZM191 256V257H190ZM242 256V257H241ZM251 256H252V258H251ZM190 257V258H189ZM198 257V258H197ZM213 257V256H212ZM244 257V258H243ZM146 258V259H145ZM156 258V259H155ZM164 258V259H163ZM177 258H178V261H179V259H180V262H177V261H175V260H177ZM255 258H260V260H258V259H255ZM153 259V260H152ZM156 261H155V260ZM158 259V260H157ZM215 259H218V258H214V260ZM246 259V260H245ZM192 260H195V261H192ZM220 260H221V258H220ZM250 260V261H249ZM255 260H257V261H255ZM147 261V262H146ZM165 261V262H164ZM216 261V260H215ZM217 261H219V260H217ZM242 261V262H241ZM246 261V262H245ZM253 261V262H252ZM258 261H261L260 263H258ZM164 262V263H163ZM187 262H189V263H187ZM247 262H249V263H247ZM252 262V263H251Z\"/></svg>",
	"mask_w": 264,
	"mask_h": 264
}]
</instances>
